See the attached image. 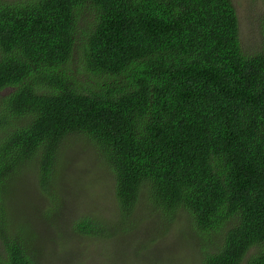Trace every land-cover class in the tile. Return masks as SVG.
Listing matches in <instances>:
<instances>
[{
    "label": "trees",
    "instance_id": "16d2710c",
    "mask_svg": "<svg viewBox=\"0 0 264 264\" xmlns=\"http://www.w3.org/2000/svg\"><path fill=\"white\" fill-rule=\"evenodd\" d=\"M262 32L244 52L233 0H0V264H39L13 226L36 204L9 185L31 178L57 212L72 138L110 168L121 218L144 193L212 242L199 264H264V14Z\"/></svg>",
    "mask_w": 264,
    "mask_h": 264
},
{
    "label": "rangeland",
    "instance_id": "374dc122",
    "mask_svg": "<svg viewBox=\"0 0 264 264\" xmlns=\"http://www.w3.org/2000/svg\"><path fill=\"white\" fill-rule=\"evenodd\" d=\"M233 2L239 17L244 52L259 50L263 36L264 1ZM62 147L61 172L66 182L60 189L64 198L58 204L57 212L53 209L50 216L44 213L49 204L31 178L26 186L18 179L8 189L10 194L15 196L16 193H22L25 195L24 200L36 204L35 210H32L35 212L29 214H25L26 207L19 204L16 212L21 211L27 216L23 220L18 219L13 226L17 229L22 223L26 224L27 234L31 237L33 254H30L37 263L199 264L206 250H211L212 242L201 234L191 216L184 213L168 220L149 203L144 193L135 210L121 218L115 197L114 177L99 157L95 145L86 138H72ZM76 176L80 177L77 182ZM16 198V201L13 198V204L21 199L17 195ZM84 218H100L101 222L114 227L121 223L119 227L124 229L120 228L109 239L89 238L75 229L78 221ZM2 252L4 254L5 251L0 242ZM252 254L253 249L242 264H246Z\"/></svg>",
    "mask_w": 264,
    "mask_h": 264
}]
</instances>
